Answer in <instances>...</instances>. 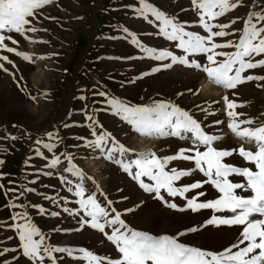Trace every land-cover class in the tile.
I'll return each mask as SVG.
<instances>
[{
  "label": "rangeland",
  "instance_id": "rangeland-1",
  "mask_svg": "<svg viewBox=\"0 0 264 264\" xmlns=\"http://www.w3.org/2000/svg\"><path fill=\"white\" fill-rule=\"evenodd\" d=\"M147 2L185 23L186 30L205 34L198 26V17L192 9L191 0ZM245 4L247 6L230 11L213 23L222 24L239 17L232 29L226 31L242 29L246 14L259 10L258 5L264 7V0H245ZM137 6L138 0H54L52 4L40 10L43 16H40L39 20L33 21V25L41 30L27 33L31 40L17 33H6L19 41L18 45H12L10 41L6 43L18 51L26 52L33 57V61H24L14 53L0 52V55H8L15 64L13 67L5 63V67L9 69L7 73L0 70V158L5 160V164L0 166V172L7 174L0 179V183L5 185V189L8 187L18 189L16 195L8 194L11 200L3 195L4 190H0V249L18 247V239L8 225L12 223L10 219L12 213L25 211V208L8 209L5 205L39 204L48 212H60L58 217H51L48 214L40 215L34 208L27 209L30 219L46 235L50 244L77 249L83 247L94 254L110 258H116L118 255L115 246L98 230L85 226L81 231H74L79 227L78 218L63 212L55 201H59L60 197H67L69 203L65 206L78 207L74 203L78 198L68 193L66 186L61 184L59 179L61 175L73 180L76 178L64 172L67 166L64 156H61L62 163L56 169L45 168L46 161L37 157L35 150L39 148L49 158L53 153L48 152L42 145H37L35 143L37 140L56 143L58 147L54 150L55 154H71L74 158L73 163L100 185L107 197L113 201V206L121 212L122 218L137 230L154 235L185 232L184 236L179 237L180 242L207 250L223 249L238 234L240 226L201 227L203 221L213 214L212 210L192 212L168 208L163 202L140 189L118 165L102 157L97 158L100 154L85 147L86 141L81 139L82 137L94 139L87 127L89 122L85 119V114L96 109V118L104 130L136 152L154 150L158 155H164L173 154L179 147L190 146L189 140L179 138L138 136L132 131L131 125L122 121L119 116L113 115L111 111H100L109 107L105 102L108 97L119 98L130 105H147L154 100L171 101L193 114L207 132L219 134L228 131L226 128L228 118L222 100V96L228 95L237 105H243L236 109L238 113L244 114L240 119L250 118L255 121L249 127L264 123V81H250L238 85L237 89H224L216 85L201 70L180 64L174 65L171 69L142 76V73L149 71L151 67L168 61L160 62L145 58L144 54L131 44V37L126 38L122 31L124 27L135 33L146 47L170 50L178 56L184 53L175 48V42L156 35L158 31L156 24H149L138 17L134 11ZM149 19L154 18L149 16ZM239 35L240 33L236 32L233 36L217 38V42L222 43L225 39L237 40ZM217 51L233 52L235 49ZM260 58L264 56L256 59ZM189 59L206 63V58L202 55H192ZM243 75H264V67L247 70ZM206 82H210L219 95L206 92L204 90ZM258 84L261 87H257ZM99 91H105L108 97L93 95V92ZM181 93L183 95H180ZM81 96L87 99L81 100ZM215 120H222L225 123L214 125L212 122ZM49 132H53L58 139L48 140L46 134ZM13 136L16 137L15 140L11 139ZM237 143V138L229 132L214 146L230 148ZM26 160L29 161L27 165ZM224 162L255 170L254 165L246 164L238 155L227 157ZM92 165H96V168ZM191 166L192 162L182 160L174 161L170 165L178 169ZM48 171L53 174L45 175L44 173ZM192 179L206 178L202 174H196L178 183ZM229 179L232 182L243 180L242 177L234 175ZM9 180L15 181V184H9ZM145 182L149 181L145 178ZM85 185L86 194L95 190L92 181L86 180ZM26 188H33L34 191L24 192ZM202 190L207 196L201 197V200L214 199L219 195L209 184H205ZM20 192H24V195L17 200L16 196ZM237 192L249 195L240 190ZM187 195L191 197L193 193ZM46 196L55 199H45ZM123 197L128 199H122ZM98 199L103 201V197ZM166 199L175 202L178 207L186 206L185 200L179 197L173 199L166 196ZM125 209L132 210L126 212ZM190 227H198L200 230L195 233L187 232ZM106 231L110 233L109 229ZM14 256L19 257V260L14 259ZM5 260L7 264H30L19 251L5 253L0 257V261ZM45 264L48 262L45 261ZM61 264L82 262L74 261L65 255Z\"/></svg>",
  "mask_w": 264,
  "mask_h": 264
},
{
  "label": "snow or ice",
  "instance_id": "snow-or-ice-1",
  "mask_svg": "<svg viewBox=\"0 0 264 264\" xmlns=\"http://www.w3.org/2000/svg\"><path fill=\"white\" fill-rule=\"evenodd\" d=\"M53 2L54 0H0V52L14 53L24 61L32 62V56L6 43V41H10L12 45L19 43L12 35L6 33H17L31 40L27 33L41 30L33 25V21H38L40 16H43L40 10ZM191 6L198 17V26L205 34L186 30L185 23L178 21L176 17L159 10L147 0H138V6L134 9L137 16L149 24L155 23L158 28L156 35L175 42V48L184 53L178 56L170 50L146 47L135 33L124 27L122 31L126 38L131 37V44L135 45L145 58L160 62L168 61L151 67L149 71L142 73V76L171 69L174 65L180 64L201 70L216 85L224 89H237L238 85L245 82L264 81V75H243L247 70L264 67V58L256 59L264 56V7L258 5L259 10L249 11L242 22V29L226 31L232 29L240 18L222 24L213 21L241 6H247L245 0H191ZM149 16L154 19L150 20ZM236 32L240 33L237 40L225 39L222 43L217 42V38L233 36ZM229 48L235 51H217ZM192 55L204 56L206 63L190 60L189 57ZM218 57L222 59L218 60ZM0 61H2L0 70L6 73L9 69L5 67V63L15 67L8 55H0ZM257 87L261 85L258 84ZM93 95L108 97L105 91L93 92ZM80 99L86 100L87 97L81 96ZM222 100L228 118L226 124L228 131L217 134L207 132L193 114L171 101L154 100L147 105H130L119 98L106 99L109 107L100 111H111L113 115L119 116L122 121L131 125L132 131L138 136L179 138L191 142L190 146L179 147L173 154L158 155L154 150L136 152L126 147L110 132L104 130L96 118V109L85 114V119L89 122L87 127L94 139L83 137L81 139L86 141L85 147L100 154L97 158L102 157L118 165L140 189L163 202L168 208L192 212L212 210L213 214L203 221L201 227L240 226L238 234L228 246L221 250H207L180 242L179 237L184 236L185 232L154 235L131 227L122 218L121 212L113 206V201L107 197L100 185L73 163L74 158L71 154H55L54 150L58 147L56 143L37 140L35 141L37 145H42L48 152L53 153L49 158L39 148L35 150V155L46 161L45 168L56 169L62 163L61 156H64L67 161L64 172L76 178L73 180L63 175L59 177L61 184L66 186V191L78 198L74 201L78 207L65 206L69 203L67 197H60L59 201H55L63 212L78 218L79 227L74 231H81L85 226L98 230L115 246L118 255L116 258H110L94 254L83 247L77 249L52 245L30 219L27 209L34 208L40 215L48 214L51 217H58L59 211L48 212L39 204L7 203L5 207L8 209L25 208V211L12 213L10 216L12 223L8 225L18 239V247L0 249V257L5 253L19 251L30 264H45V261L48 264H61L65 255L82 264H264V123L249 127L255 121L250 118L240 119L244 114L236 111L237 107L243 105H237L228 95L222 96ZM212 123L221 125L225 121L215 120ZM229 132L237 138L238 143L230 148L215 147V143L223 140ZM46 135L48 140L58 139L53 132ZM11 139L15 140L16 137L13 136ZM233 155L241 157L246 164L254 165L255 170L224 162L225 158ZM177 160L192 162V166L184 169L170 167L172 162ZM28 163L26 160L25 164ZM4 164L5 160L0 158V166ZM44 174L53 173L48 171ZM196 174H202L206 179L178 183ZM6 175L0 172V179ZM233 175L242 177V182L230 181L229 177ZM145 178L149 182H145ZM86 180L92 181L95 187L94 191H88L87 194ZM8 183L15 184V181L9 180ZM205 184L213 186L219 195L214 199L201 200V197L207 196L202 190ZM0 190H4L3 195L8 196L9 200H11L9 193L16 195L18 192L16 187L5 189L3 183H0ZM237 190L249 195H241ZM33 191V188L24 190L28 193ZM24 192H20L16 199L19 200ZM190 192L193 193L191 197L187 195ZM166 196L173 199L179 197L185 200L186 206L178 207L175 202L166 199ZM98 197H103V201ZM45 199L55 198L46 196ZM131 210L125 209L126 212ZM215 213L231 215L218 216ZM106 229H109L110 233ZM198 230H200L198 227H190L187 232L195 233ZM14 259L18 261L19 257L14 256ZM0 264H7V261H0Z\"/></svg>",
  "mask_w": 264,
  "mask_h": 264
},
{
  "label": "bare ground",
  "instance_id": "bare-ground-1",
  "mask_svg": "<svg viewBox=\"0 0 264 264\" xmlns=\"http://www.w3.org/2000/svg\"><path fill=\"white\" fill-rule=\"evenodd\" d=\"M204 90L212 95H219L217 91L213 89L212 84L210 82H206L204 85ZM93 168H96V165H92Z\"/></svg>",
  "mask_w": 264,
  "mask_h": 264
}]
</instances>
